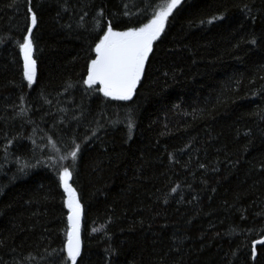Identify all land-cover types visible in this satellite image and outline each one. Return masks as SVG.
<instances>
[{
    "label": "trees",
    "instance_id": "16d2710c",
    "mask_svg": "<svg viewBox=\"0 0 264 264\" xmlns=\"http://www.w3.org/2000/svg\"><path fill=\"white\" fill-rule=\"evenodd\" d=\"M164 2L0 0V264H62L63 167L77 264H264V0H182L131 100L84 84L107 26Z\"/></svg>",
    "mask_w": 264,
    "mask_h": 264
},
{
    "label": "snow or ice",
    "instance_id": "6c2138e0",
    "mask_svg": "<svg viewBox=\"0 0 264 264\" xmlns=\"http://www.w3.org/2000/svg\"><path fill=\"white\" fill-rule=\"evenodd\" d=\"M181 4L182 0H165L164 3L156 7L147 23L139 27L128 28L125 31H115L109 24L92 49L95 52V58L88 63L84 84L88 88L99 85L97 91L106 98L120 101L131 100L145 74L146 63L153 52L154 42L164 32L169 17ZM28 12L31 14V24L28 26V34L23 37V43L19 45V48L24 60V79L31 86L36 75V62L32 59L31 33L37 24V17L31 7ZM125 14L127 15V13ZM213 19H220V17ZM250 43L255 44L256 41L253 39ZM131 127L130 123L129 128ZM78 150L79 145L68 153V156L61 157V159H67L70 156L75 161ZM71 176L72 173L67 167H63L59 172L60 186L66 195L63 203L68 210L66 240L62 250L66 256L62 258V264H77V258L81 255L80 219L82 208L77 199L76 190L69 183ZM98 230L94 229V231ZM258 244L264 245V239L253 242V256L256 255V245Z\"/></svg>",
    "mask_w": 264,
    "mask_h": 264
},
{
    "label": "water",
    "instance_id": "95a60500",
    "mask_svg": "<svg viewBox=\"0 0 264 264\" xmlns=\"http://www.w3.org/2000/svg\"><path fill=\"white\" fill-rule=\"evenodd\" d=\"M32 59H33V57H32ZM22 64H23V70H24V60H23V56H22ZM81 221H82V216H81V219H80V230H81ZM261 239H264V236L263 237H261L260 239H258V240H261ZM80 240H81V231H80ZM257 241V240H256ZM256 246H259V244L258 245H256ZM255 256H253V258H254Z\"/></svg>",
    "mask_w": 264,
    "mask_h": 264
},
{
    "label": "rangeland",
    "instance_id": "374dc122",
    "mask_svg": "<svg viewBox=\"0 0 264 264\" xmlns=\"http://www.w3.org/2000/svg\"><path fill=\"white\" fill-rule=\"evenodd\" d=\"M69 183H70V180H69ZM63 189V188H62Z\"/></svg>",
    "mask_w": 264,
    "mask_h": 264
},
{
    "label": "bare ground",
    "instance_id": "6f19581e",
    "mask_svg": "<svg viewBox=\"0 0 264 264\" xmlns=\"http://www.w3.org/2000/svg\"><path fill=\"white\" fill-rule=\"evenodd\" d=\"M240 238V237H239Z\"/></svg>",
    "mask_w": 264,
    "mask_h": 264
}]
</instances>
